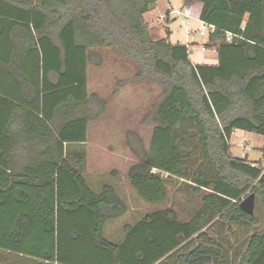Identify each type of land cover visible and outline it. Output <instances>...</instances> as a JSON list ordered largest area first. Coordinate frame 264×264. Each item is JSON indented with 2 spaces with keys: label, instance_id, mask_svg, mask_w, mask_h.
Masks as SVG:
<instances>
[{
  "label": "trees",
  "instance_id": "trees-1",
  "mask_svg": "<svg viewBox=\"0 0 264 264\" xmlns=\"http://www.w3.org/2000/svg\"><path fill=\"white\" fill-rule=\"evenodd\" d=\"M159 1L0 0V264H264V168L230 146L234 131L264 139V0H183L216 28L205 40L212 64H193L168 30L152 39L144 15ZM101 49L160 88L142 119L148 148H133L126 173L136 196L162 204L171 179L205 192L188 221L158 209L123 226L118 244L105 226L127 204L111 185L93 192L67 157L106 111L87 89ZM250 194L252 215L239 207ZM236 227L248 233L233 247Z\"/></svg>",
  "mask_w": 264,
  "mask_h": 264
},
{
  "label": "rangeland",
  "instance_id": "rangeland-1",
  "mask_svg": "<svg viewBox=\"0 0 264 264\" xmlns=\"http://www.w3.org/2000/svg\"><path fill=\"white\" fill-rule=\"evenodd\" d=\"M181 10L195 15L198 7L186 8L183 0H161L144 15L150 35L153 40L165 39L166 30L170 32L168 42L171 44H185L186 30L181 18L173 22L166 13L168 8ZM165 16L160 18L159 16ZM167 20V21H165ZM196 28L195 24H192ZM199 44L203 39L195 37ZM101 65H89L87 69L88 85L91 94L107 101L106 113L98 120L89 124L86 144L69 145L68 160L77 168L91 190L98 193L104 185H110L114 180L117 188L128 206L127 213L118 220L110 221L105 226V238L114 243H121L124 234L123 226L133 225L147 213L158 209L171 208L182 222L190 219L199 208L200 199L205 192L195 195L188 182L171 179L167 182V200L159 205H149L142 202L133 193L126 180L128 167L137 161L133 148H148L152 126L142 123L144 115L158 100L160 88L146 81L134 80L137 73L135 64L126 59H120L110 49H101ZM190 60L193 64L215 63L211 53H192ZM119 81L125 83L116 96L112 93ZM127 133L134 135L127 137ZM263 138L251 133L239 131L230 140L231 153L236 158H245L255 166L264 168ZM139 148V149H140ZM81 159L80 164L77 159ZM115 173V174H113ZM262 221L260 228H264V213L257 210ZM251 231V230H250ZM249 231V233H250ZM248 233L243 227L234 228V235L228 237L233 247L237 246Z\"/></svg>",
  "mask_w": 264,
  "mask_h": 264
},
{
  "label": "built area",
  "instance_id": "built-area-1",
  "mask_svg": "<svg viewBox=\"0 0 264 264\" xmlns=\"http://www.w3.org/2000/svg\"><path fill=\"white\" fill-rule=\"evenodd\" d=\"M168 15L174 17V19L181 18V23L184 25L186 30V40H185V46L187 48V54L190 57L192 53H206L207 48L205 45V40L214 35L216 32V28L208 24L207 22L201 20L199 17H194L190 15L189 13H186L181 10H174L171 6L168 8ZM160 18H164L165 16L161 15ZM192 24H195L196 28H193ZM240 31H244V28L241 27ZM195 37H198L199 39H203L204 42L199 44V42L195 39ZM236 39H242L239 35H234L231 33H227L225 40L226 42L230 43L232 40ZM251 167L254 166V163L250 164Z\"/></svg>",
  "mask_w": 264,
  "mask_h": 264
},
{
  "label": "crops",
  "instance_id": "crops-1",
  "mask_svg": "<svg viewBox=\"0 0 264 264\" xmlns=\"http://www.w3.org/2000/svg\"><path fill=\"white\" fill-rule=\"evenodd\" d=\"M195 5L198 7V9H197V13H196L195 15H193V16H194V17H198V16H199V13H200V10H201V4H200V3L194 1L192 4L187 5V6L185 5V6H186V8H193ZM170 6H171V5H170ZM167 12H168V11H167ZM166 15H167V16H170V15H168L167 13H166ZM191 15H192V14H191ZM169 21H170V22L175 21L174 17L170 16ZM87 69H88V68H87ZM87 89H88V93L91 94L90 91H89V85H88V84H87ZM105 113H106V111L104 112V114H105ZM104 114H102V115H104ZM102 115H101V116H102ZM98 119H99V117H98L97 119H94V120L90 121V122L88 123L87 130H88V128H89V124H91L92 122H94V121H96V120H98ZM238 132H239V131H234L233 134H232V136H231V138H232L233 136H235L236 134H238ZM263 142H264V139H263ZM84 144H86V143L79 144V145L82 146V145H84ZM251 162H252V161H250V163H251ZM113 174H115V173H113ZM110 185H111L112 187H114V189L116 190V192H117V194L119 195V197H120L121 199H123L124 201H126V199H125L122 195H120V193H119V191H118V188H117V182L114 180ZM129 187H130V186H129ZM130 189H131V191L133 192V190H132L131 187H130ZM133 193H135V192H133ZM121 242H122V241H121Z\"/></svg>",
  "mask_w": 264,
  "mask_h": 264
},
{
  "label": "water",
  "instance_id": "water-1",
  "mask_svg": "<svg viewBox=\"0 0 264 264\" xmlns=\"http://www.w3.org/2000/svg\"><path fill=\"white\" fill-rule=\"evenodd\" d=\"M255 198L253 194L248 195L244 200L241 201L239 207L248 215H252L254 212Z\"/></svg>",
  "mask_w": 264,
  "mask_h": 264
}]
</instances>
